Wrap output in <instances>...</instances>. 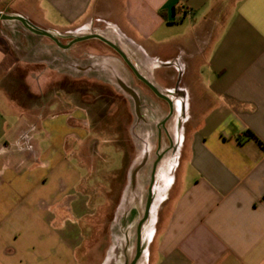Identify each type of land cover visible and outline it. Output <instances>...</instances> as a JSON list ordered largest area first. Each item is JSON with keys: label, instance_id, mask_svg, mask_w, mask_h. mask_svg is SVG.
<instances>
[{"label": "crops", "instance_id": "0c3cea01", "mask_svg": "<svg viewBox=\"0 0 264 264\" xmlns=\"http://www.w3.org/2000/svg\"><path fill=\"white\" fill-rule=\"evenodd\" d=\"M0 14L57 40L96 16L124 55L139 50L160 65L167 101L157 96L156 108L182 125L176 192L157 209L147 264H264V0H0ZM57 49L0 21V264H76L103 197L79 161L96 141L84 106L65 99L59 111L50 102L26 113L8 97L24 87L28 102H42ZM26 67L33 74L15 79ZM146 108L139 119L153 124L159 111Z\"/></svg>", "mask_w": 264, "mask_h": 264}, {"label": "rangeland", "instance_id": "374dc122", "mask_svg": "<svg viewBox=\"0 0 264 264\" xmlns=\"http://www.w3.org/2000/svg\"><path fill=\"white\" fill-rule=\"evenodd\" d=\"M105 26L93 16L83 31L62 33L64 37L57 41L64 46L79 37L99 35L122 54L129 53L126 45L116 41L104 29ZM133 52L134 55H123L138 75L160 94L165 89L157 87L160 65L155 57L147 62V57L139 50ZM56 55L59 59L47 63L49 69L44 73V82L38 91L37 99L40 96L42 102L36 105L31 102L32 98L31 103L28 102L24 87L18 88L16 95L8 97L19 99L21 103L17 106L26 113H41L46 111L40 109L44 103L58 102L53 108L56 112L64 109L62 103L68 99L84 106L88 114V126L96 141L85 144L79 161L93 169L96 183L91 184L92 192L103 197L95 201L96 212L84 233L83 243L76 251V264H131L137 251L139 257L135 264H147L157 209H163L176 192L172 169L177 161L182 121H164L167 108L165 112L157 110L160 99L136 79L123 59L102 41L89 39L78 42L69 51L57 49ZM32 70V67L21 69L16 72L15 79L23 80L24 76L33 74ZM36 70V75L41 73L39 68ZM175 73L178 75L172 68L169 74L173 77ZM124 86L134 91L138 113L146 111V106L159 111L153 124H142L136 113L135 101L124 91ZM0 91L6 92L3 87ZM136 131L140 136L135 134ZM149 197L150 207L144 219Z\"/></svg>", "mask_w": 264, "mask_h": 264}, {"label": "water", "instance_id": "95a60500", "mask_svg": "<svg viewBox=\"0 0 264 264\" xmlns=\"http://www.w3.org/2000/svg\"><path fill=\"white\" fill-rule=\"evenodd\" d=\"M0 21H15V22H18L25 29H27L28 31H30L31 33L36 34V35H40V36L47 37V38L51 39L52 41H54V43H56V45H58L60 48H63V49H67V48H69L70 46H72L75 43L82 42V41L89 40V39H97V40H100L103 43H105L106 45L112 47L123 58V60L133 69V71L136 74V76L138 77V79H140L141 81H143L152 90V92L156 96H158L161 99H164L165 101H167L166 97H164L163 95H160L156 91V89L150 83H148L147 81H145L142 77H140L138 75V73L130 65V63L128 62V60L126 59V57L121 53L120 50H118L112 43L108 42L106 39H104L103 37H101L99 35H87V36H84V37H79V38H76L73 41H71L69 44L62 46V45H60L58 43L56 37L53 34H51L49 32H46V31H40L38 29H35L31 25H29L23 18H21L19 16L9 15V14H0ZM123 89H124V91L126 93H128L129 95H131L133 97V99L135 101V106H136V113L138 114V108H137L138 107V101H137V98L135 96L134 91L132 89L128 88V87H125V86L123 87ZM132 178H134V177H132ZM149 207H150V197H149V199L147 200V203H146V209H145L144 219H146V217H147ZM138 257H139V251L136 252L135 258L133 259V261H132L131 264H135L136 261H137V259H138Z\"/></svg>", "mask_w": 264, "mask_h": 264}, {"label": "flooded vegetation", "instance_id": "af4514ba", "mask_svg": "<svg viewBox=\"0 0 264 264\" xmlns=\"http://www.w3.org/2000/svg\"><path fill=\"white\" fill-rule=\"evenodd\" d=\"M112 48V47H111ZM113 49V48H112ZM114 50V49H113ZM115 51V50H114ZM116 52V51H115ZM117 53V52H116ZM118 54V53H117ZM119 55V54H118ZM120 56V55H119ZM121 57V56H120ZM122 58V57H121ZM123 59V58H122ZM123 62L125 63V66H127L128 70L130 71V73L136 78L138 79V77L136 76V74L134 73L133 69L123 60ZM131 65V64H130ZM134 68V67H133ZM135 69V68H134ZM135 71L137 72V70L135 69ZM145 81H147L144 77H142ZM139 81H141L140 79H138ZM150 91H152L143 81H141ZM148 82V81H147ZM127 86V85H126ZM129 88V87H128ZM169 106V110L168 113L170 112V105Z\"/></svg>", "mask_w": 264, "mask_h": 264}]
</instances>
